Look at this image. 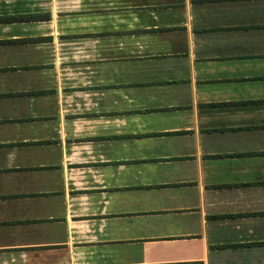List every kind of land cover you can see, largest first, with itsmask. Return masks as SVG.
I'll use <instances>...</instances> for the list:
<instances>
[{
  "label": "crops",
  "instance_id": "1",
  "mask_svg": "<svg viewBox=\"0 0 264 264\" xmlns=\"http://www.w3.org/2000/svg\"><path fill=\"white\" fill-rule=\"evenodd\" d=\"M0 264H264V0H0Z\"/></svg>",
  "mask_w": 264,
  "mask_h": 264
}]
</instances>
